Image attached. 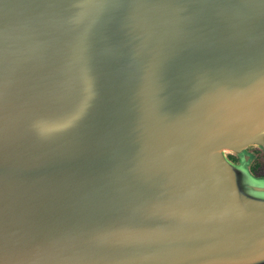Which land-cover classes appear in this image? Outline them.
I'll return each mask as SVG.
<instances>
[{
  "label": "water",
  "instance_id": "1",
  "mask_svg": "<svg viewBox=\"0 0 264 264\" xmlns=\"http://www.w3.org/2000/svg\"><path fill=\"white\" fill-rule=\"evenodd\" d=\"M253 147L264 0H0V264H264Z\"/></svg>",
  "mask_w": 264,
  "mask_h": 264
},
{
  "label": "flooded vegetation",
  "instance_id": "2",
  "mask_svg": "<svg viewBox=\"0 0 264 264\" xmlns=\"http://www.w3.org/2000/svg\"><path fill=\"white\" fill-rule=\"evenodd\" d=\"M229 160L234 163H239V158L235 155H229ZM246 164L252 175L255 177H264V151L253 147L247 148L246 151Z\"/></svg>",
  "mask_w": 264,
  "mask_h": 264
}]
</instances>
